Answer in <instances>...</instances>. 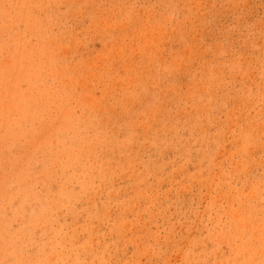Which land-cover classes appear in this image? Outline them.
Returning <instances> with one entry per match:
<instances>
[{
  "label": "rangeland",
  "instance_id": "374dc122",
  "mask_svg": "<svg viewBox=\"0 0 264 264\" xmlns=\"http://www.w3.org/2000/svg\"><path fill=\"white\" fill-rule=\"evenodd\" d=\"M0 264H264V0H0Z\"/></svg>",
  "mask_w": 264,
  "mask_h": 264
}]
</instances>
